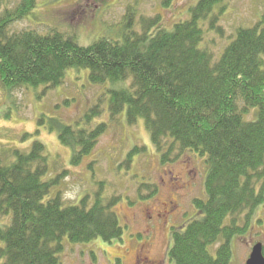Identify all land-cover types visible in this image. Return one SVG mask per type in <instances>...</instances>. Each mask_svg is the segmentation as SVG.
<instances>
[{"label": "trees", "instance_id": "1", "mask_svg": "<svg viewBox=\"0 0 264 264\" xmlns=\"http://www.w3.org/2000/svg\"><path fill=\"white\" fill-rule=\"evenodd\" d=\"M226 1L200 0L190 18L171 31L160 15L143 20L141 32L135 30L129 9L122 40L101 39L88 47L74 35L12 30L32 15L38 0H18L0 15V84L6 90H54L70 70H88L91 84L112 85L111 121L123 112L129 126L142 121L163 165L178 161L177 153L206 158L205 198L194 199L197 214L171 232L167 257L175 264H230L235 239L250 231L256 212L264 208V18L237 30L216 58L201 48L199 24L219 16ZM216 8L220 14L215 15ZM101 103L71 124L56 121L60 143L72 150L73 166L92 154L107 130L105 123L93 126L102 115ZM141 151L135 148L130 157ZM45 152L44 144L35 142L28 152L10 149L6 162L0 157L3 264H64L59 256L66 242L111 243L124 236L116 198L105 202L100 190L92 202L88 195L78 205L62 201L60 191H53L59 176L46 180ZM157 191V185H144L140 195L151 200Z\"/></svg>", "mask_w": 264, "mask_h": 264}, {"label": "rangeland", "instance_id": "2", "mask_svg": "<svg viewBox=\"0 0 264 264\" xmlns=\"http://www.w3.org/2000/svg\"><path fill=\"white\" fill-rule=\"evenodd\" d=\"M199 1L172 0L166 8L165 0H38L32 15L12 30L74 35L80 46L88 47L101 39L122 40L126 33L122 25L129 9L135 15V30L141 32L139 25L143 20L160 15L163 27L171 31L177 23L190 18L191 8ZM17 3L18 0H0V15ZM223 6L221 14V8L215 10L219 16L199 24L204 32L201 48L209 49L216 58L237 30L252 28L264 18V0H227ZM220 28L221 32L216 31ZM111 86L91 84L89 71L83 69L70 70L64 83L54 90L40 87L8 91L0 84V157L3 155L6 162L10 149L28 152L35 142H41L50 170L46 180L59 176L53 191H60L64 203L78 205L85 195L92 202L100 190L105 202L118 200L114 210L125 228L122 240L107 243L98 239L79 245L66 242L59 256L64 264H175L167 257L172 247L171 232L173 228L187 226L197 214L193 200L205 198L206 158L177 153L174 157L180 156L178 161L163 165L142 121L129 126L126 112L111 121ZM100 101L102 115L93 120V126L105 123L107 130L92 154L73 166L72 150L60 143L56 121L71 124ZM135 148L145 151L130 157ZM65 171L67 175L63 176ZM144 185L158 186L153 199L141 198ZM142 194L149 193L144 190ZM170 206L173 209L168 210ZM2 224L5 219L0 218ZM251 226L248 233L235 239L230 264H246L253 247L257 243L264 245V208L256 212ZM3 247L0 242V249ZM218 247H211L214 255ZM3 263L1 259L0 264Z\"/></svg>", "mask_w": 264, "mask_h": 264}, {"label": "water", "instance_id": "3", "mask_svg": "<svg viewBox=\"0 0 264 264\" xmlns=\"http://www.w3.org/2000/svg\"><path fill=\"white\" fill-rule=\"evenodd\" d=\"M246 264H264V251L261 243H257L253 247L250 258Z\"/></svg>", "mask_w": 264, "mask_h": 264}, {"label": "flooded vegetation", "instance_id": "4", "mask_svg": "<svg viewBox=\"0 0 264 264\" xmlns=\"http://www.w3.org/2000/svg\"><path fill=\"white\" fill-rule=\"evenodd\" d=\"M164 206V205H163Z\"/></svg>", "mask_w": 264, "mask_h": 264}]
</instances>
